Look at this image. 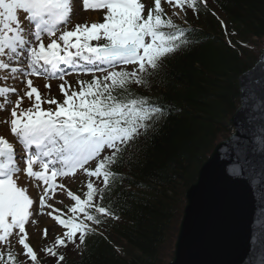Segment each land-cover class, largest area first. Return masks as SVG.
<instances>
[{
	"label": "snow or ice",
	"instance_id": "6c2138e0",
	"mask_svg": "<svg viewBox=\"0 0 264 264\" xmlns=\"http://www.w3.org/2000/svg\"><path fill=\"white\" fill-rule=\"evenodd\" d=\"M166 2L181 10L185 5L196 6V0ZM83 4L85 10H104L103 22L77 24L73 30H64L58 39L53 38L45 45L42 33L56 36L57 26L67 23L72 14V0H0V57L15 55L17 49H23L27 43L18 13H25L26 19L35 23L37 43L27 49L32 66L29 75H40L42 68L43 72L56 76L61 72V65H72L78 59L95 66L87 68L88 71H105L101 65L109 68L117 64L135 65L132 71L121 68L108 71L102 79L93 76L90 82L80 81L79 91L61 84L63 102L54 98L43 100L33 81L28 79L30 90L25 95L32 99L35 94L33 106L18 114L23 100L19 97L11 110L10 130L28 150L20 157L26 165L24 171L46 186L39 207L52 209L48 215L66 229L54 241L55 246L65 247L76 239L83 243L85 235L92 231L86 221L100 223L93 212L101 216L111 215V212L96 202L99 190L92 180L86 185L83 199L68 191L75 202L69 209L71 215L66 216L61 209L47 204L49 191L54 194L58 187L63 188L57 178L74 175L77 169H83L89 177L102 178L105 186L109 184L114 175L111 167L122 150L142 131L146 132L154 118L159 119L163 114L147 97L131 92L130 84H145L143 74L158 68L163 58L185 42L183 31L164 13L161 0H154V7L148 8L146 13L142 0H83ZM0 68H9V63L0 59ZM16 71L12 68V72ZM10 91L15 92V89L0 87V95ZM43 103L55 104L56 108L45 110ZM33 145L35 154L31 151ZM104 149L111 151L101 158ZM94 159L97 160L95 168L86 167ZM37 163L40 171L34 170ZM19 171L13 145L0 137V243L8 242L18 230L24 256L32 264H38L37 252L27 242L25 227L34 201L26 188L18 186L14 173ZM44 234L47 235V229ZM55 246L45 247L43 251L56 257ZM58 258L64 259L63 255ZM0 264H19L17 255L11 250L6 254L0 251Z\"/></svg>",
	"mask_w": 264,
	"mask_h": 264
},
{
	"label": "trees",
	"instance_id": "16d2710c",
	"mask_svg": "<svg viewBox=\"0 0 264 264\" xmlns=\"http://www.w3.org/2000/svg\"><path fill=\"white\" fill-rule=\"evenodd\" d=\"M178 10L182 19L174 13L170 19L185 42L143 74L145 84L129 86L163 114L122 150L109 184L98 179L96 202L111 215L93 212L100 223L86 221L92 231L61 264H166L184 192L215 143L232 131L238 78L261 51L264 0H196L195 8Z\"/></svg>",
	"mask_w": 264,
	"mask_h": 264
},
{
	"label": "water",
	"instance_id": "95a60500",
	"mask_svg": "<svg viewBox=\"0 0 264 264\" xmlns=\"http://www.w3.org/2000/svg\"><path fill=\"white\" fill-rule=\"evenodd\" d=\"M238 100L232 132L185 190L166 264H264V43L238 78Z\"/></svg>",
	"mask_w": 264,
	"mask_h": 264
},
{
	"label": "rangeland",
	"instance_id": "374dc122",
	"mask_svg": "<svg viewBox=\"0 0 264 264\" xmlns=\"http://www.w3.org/2000/svg\"><path fill=\"white\" fill-rule=\"evenodd\" d=\"M82 0H72V14L73 16L70 17L67 23H63L61 25H65V29L73 30L77 24H85L91 25L92 23H102L104 18V10H93L88 8L87 10L81 8ZM145 4V12L148 8H152L154 6V0H142ZM161 6L164 10V13L170 16L171 13H176L179 16V11L177 7H173L172 4L166 2V0H161ZM25 28H29L28 25L24 26ZM65 29L59 30L56 32L55 37H51L58 39L61 32ZM49 37L46 35L44 38ZM75 37H73V40ZM60 42V41H58ZM37 43V42H36ZM45 43V42H44ZM62 43V42H60ZM0 59L6 61V57L2 56ZM15 59V58H14ZM18 60V58H17ZM6 63H13L6 62ZM16 66L19 67L17 72H8L7 69L0 68V87H7V88H14L15 92H8L3 95H0V137L5 138L13 145V149L16 153L17 157V148L15 147V135L12 134L10 130V120H11V110L15 106V102L19 97H23L22 103L20 107L17 109L18 114L20 111L27 110L33 106L35 94H33L32 99H29L26 92L30 89L27 86V80L31 79L33 81V86L38 89L41 94L43 100L48 99H56L59 102H63L64 95L60 90V85L65 84L67 88L68 85L71 86L72 90L79 91L80 80H82L85 76L89 73L87 72L84 75H75L74 77L63 76L57 77L55 80H35L32 75H29L27 72L21 70L23 63L18 60L15 63ZM50 85V87H45V85ZM46 107H51L53 110L56 108L55 104H48L43 103L42 108L46 110ZM17 146V145H16ZM15 147V148H14ZM105 150H103L104 152ZM18 167L20 168L19 172H16L14 178L17 181L18 186L24 187L27 189V193L31 199H33L34 203L31 206L30 211L32 212L31 217L29 218V222L26 223V231L28 233V241L30 245L34 248L38 255V264H61V262H56L59 255H66L68 257L77 255L78 250V243L68 242L67 246H55L54 241L58 235H62L66 229L63 228L54 218L53 216L48 215L52 209L48 208L47 206L44 207L43 210L39 207V199L40 196L44 195V184L36 178L29 177L24 168L26 165L24 163H17ZM80 169H77L74 175L69 174L66 176L59 177L57 179L58 184L63 185V188H57L55 193L53 194L52 191H49V195L46 197L47 204L53 205L56 209H61L62 212L67 216L69 213L68 207L74 205V201L68 196V191H71L73 194L77 195V192H74V188L78 191L81 190L78 184L83 183L84 177L87 175L84 171L79 173ZM89 180H93V177H89ZM85 184L82 191L86 189ZM47 229V235L45 236L44 230ZM55 246V250L57 252V256L53 257L46 252L43 251L45 247ZM22 245L18 242V230H15V234L11 235L8 238V242L0 243V251L4 252L5 254L11 250L17 255V260L19 263L24 264H32L30 260H27L24 256V249H22ZM171 247L168 248V252H170ZM168 252L164 255V262L169 260L170 253Z\"/></svg>",
	"mask_w": 264,
	"mask_h": 264
},
{
	"label": "bare ground",
	"instance_id": "6f19581e",
	"mask_svg": "<svg viewBox=\"0 0 264 264\" xmlns=\"http://www.w3.org/2000/svg\"><path fill=\"white\" fill-rule=\"evenodd\" d=\"M27 56V55H26Z\"/></svg>",
	"mask_w": 264,
	"mask_h": 264
}]
</instances>
